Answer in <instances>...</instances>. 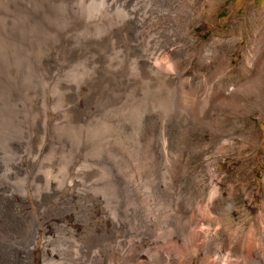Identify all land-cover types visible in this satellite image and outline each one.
Listing matches in <instances>:
<instances>
[{"label":"rangeland","instance_id":"374dc122","mask_svg":"<svg viewBox=\"0 0 264 264\" xmlns=\"http://www.w3.org/2000/svg\"><path fill=\"white\" fill-rule=\"evenodd\" d=\"M165 1L0 0V153L24 162L37 262L44 243L54 264H125L145 220L216 185L234 244L264 256V0Z\"/></svg>","mask_w":264,"mask_h":264},{"label":"bare ground","instance_id":"6f19581e","mask_svg":"<svg viewBox=\"0 0 264 264\" xmlns=\"http://www.w3.org/2000/svg\"><path fill=\"white\" fill-rule=\"evenodd\" d=\"M184 1H165L163 4L168 9L164 8L167 12L164 13L163 9L162 14L180 16L183 12L181 7L186 3H183ZM192 30L193 28L189 29L192 40L201 43L202 40L193 36ZM228 63L230 64V61ZM11 153H15V151L11 150L9 153L5 151L3 156L0 153V264H54L48 259V252L53 253V251L46 250L44 243L42 244L44 259L39 262L36 260V254L41 247V236L38 231L40 226L34 224V231L30 239L28 241L25 239L27 193L25 191V174L22 173L25 170L24 162L19 153H15L14 156ZM216 187L214 193L212 192L208 198L203 200L202 205H198L196 208L194 206L195 209L190 208L191 210L183 218L173 216L174 219L171 222L163 224H159L156 217L146 218L147 220L142 225V234L133 242L126 243L124 251L122 250L125 264H143L140 261V256H147L149 264H264V256H261L260 252H250L246 247H237L232 241L233 221L230 215L235 211L236 205L231 195L225 196L224 192L219 189L220 186L216 185ZM19 198L22 205L17 206L16 200ZM5 205H11L14 209L7 211L4 209ZM218 211H221V214ZM28 213L30 215L27 218L34 216L32 211ZM27 218L26 221H28ZM52 245L54 247V244ZM146 264L148 263L146 262Z\"/></svg>","mask_w":264,"mask_h":264}]
</instances>
